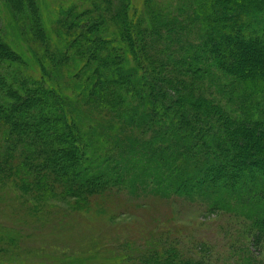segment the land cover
I'll return each instance as SVG.
<instances>
[{
	"label": "trees",
	"instance_id": "1",
	"mask_svg": "<svg viewBox=\"0 0 264 264\" xmlns=\"http://www.w3.org/2000/svg\"><path fill=\"white\" fill-rule=\"evenodd\" d=\"M14 1L19 23L0 28V117L21 131V167L44 162L65 195L137 196L147 184L166 198H203L214 211L245 213L247 237L264 240V0H193L150 22L129 0L116 12L111 0H87L48 17L36 0ZM183 13L197 23L195 39ZM202 75L213 76L209 87ZM17 155L0 146V172ZM208 256L171 244L140 258Z\"/></svg>",
	"mask_w": 264,
	"mask_h": 264
},
{
	"label": "rangeland",
	"instance_id": "2",
	"mask_svg": "<svg viewBox=\"0 0 264 264\" xmlns=\"http://www.w3.org/2000/svg\"><path fill=\"white\" fill-rule=\"evenodd\" d=\"M86 1L36 0L46 17L52 16L53 10L56 14L57 9L72 3L88 5ZM129 1L132 10L138 8L136 13L143 22H150L157 10L161 14L171 9L177 13L179 4L190 6L193 3V0ZM111 2L113 11L122 9L123 0ZM20 10L23 8L16 1L0 0V28L8 23L7 19L17 26L19 21L13 12ZM132 12L129 11L130 17H133ZM189 14L183 13L180 17L185 20L182 27H191L188 34L195 39L197 23L192 22ZM147 34L151 33L147 31ZM45 43L39 46H50V42ZM163 46L159 48L164 49ZM25 47L28 49L27 44ZM202 76L205 86L209 87L208 81L213 76ZM216 96L223 101L218 94ZM12 124V120L4 121L0 117V146L3 150L14 146L15 155L18 153L12 162L16 164L14 170L0 172V264H76L77 259L91 264H142L143 252L171 244L182 250L208 249L212 256L205 258L207 264H264V240L257 241L259 245L250 241L247 237L249 222L239 210L214 211L203 198L190 200L177 195L166 198L153 192L147 184L137 190V196L124 188L91 193L90 197L65 195L62 185L52 183L56 172L53 175V168H45L44 162H33L26 167L30 170L21 167L24 141L16 136L21 131ZM174 240L178 244L173 243ZM245 255H250L253 261Z\"/></svg>",
	"mask_w": 264,
	"mask_h": 264
}]
</instances>
